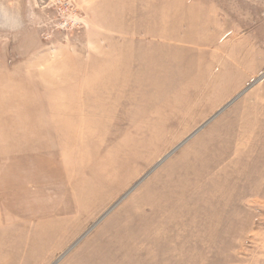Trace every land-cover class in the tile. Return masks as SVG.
Segmentation results:
<instances>
[{
    "label": "rangeland",
    "instance_id": "374dc122",
    "mask_svg": "<svg viewBox=\"0 0 264 264\" xmlns=\"http://www.w3.org/2000/svg\"><path fill=\"white\" fill-rule=\"evenodd\" d=\"M0 189L31 263L264 264V0H0Z\"/></svg>",
    "mask_w": 264,
    "mask_h": 264
},
{
    "label": "crops",
    "instance_id": "0c3cea01",
    "mask_svg": "<svg viewBox=\"0 0 264 264\" xmlns=\"http://www.w3.org/2000/svg\"><path fill=\"white\" fill-rule=\"evenodd\" d=\"M11 198V193L0 189V264H14V260H17L16 264H44L43 261L39 263L30 262L27 247L30 240L24 239L21 244H18L15 238L12 237V235H16L15 228L20 224V214L15 210L13 202L9 200ZM47 212L48 209L46 207L41 210L43 214ZM26 219L29 218L26 217ZM22 224L28 225L29 223L24 221ZM33 234H37V232L34 231ZM18 251L25 253L24 258L23 256L20 257L19 253H16Z\"/></svg>",
    "mask_w": 264,
    "mask_h": 264
},
{
    "label": "water",
    "instance_id": "95a60500",
    "mask_svg": "<svg viewBox=\"0 0 264 264\" xmlns=\"http://www.w3.org/2000/svg\"><path fill=\"white\" fill-rule=\"evenodd\" d=\"M235 99H236V98H234L231 102H233ZM231 102H230L229 104H231ZM229 104H227L224 108H226ZM224 108H222L218 113H220ZM212 119H213V117H212L210 120H212ZM210 120H208V122H209ZM208 122H207V123H208ZM207 123H206V124H207ZM206 124H205V125H206ZM203 126H204V125H203ZM203 126H202V127H203ZM199 130H200V129H199ZM199 130H197V131H199ZM197 131H196V132H197ZM196 132H195V133H196ZM193 134H194V133H193ZM193 134H192V135H193ZM192 135H191V136H192ZM191 136H190V137H191Z\"/></svg>",
    "mask_w": 264,
    "mask_h": 264
}]
</instances>
